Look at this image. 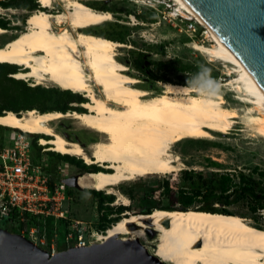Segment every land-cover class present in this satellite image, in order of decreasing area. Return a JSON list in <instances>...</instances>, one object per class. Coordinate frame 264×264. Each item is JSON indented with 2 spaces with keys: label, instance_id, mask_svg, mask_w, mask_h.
Here are the masks:
<instances>
[{
  "label": "bare ground",
  "instance_id": "bare-ground-1",
  "mask_svg": "<svg viewBox=\"0 0 264 264\" xmlns=\"http://www.w3.org/2000/svg\"><path fill=\"white\" fill-rule=\"evenodd\" d=\"M87 1L97 0H59L63 11L32 13L27 30L0 46V63L21 68L14 78L33 79L40 85L51 82L62 90L82 94L88 98L81 104L87 111L65 115L9 111L0 115V126L49 136L40 138V144L49 150L99 165L102 170L80 177L79 185L109 192L138 177L180 171L183 165L179 156L171 153L172 145L186 139L212 138L210 131L228 134L236 119L253 137L264 139V89L183 0H171L176 11L206 26L211 38V44L194 43L193 48L229 67L230 79L222 86L229 87L245 106L241 113L215 91L164 82L159 94L139 88V81L127 75V67L117 60V50L124 45L87 32L113 22L114 14L96 10L84 3ZM38 2L52 10L57 0ZM8 33L0 28V36ZM62 117H72L79 125L100 133L91 157L50 126ZM117 198L129 204L126 198ZM145 221L157 234V255L166 264H264V229L238 215L158 209L121 218L108 228L105 239L145 243L149 228Z\"/></svg>",
  "mask_w": 264,
  "mask_h": 264
},
{
  "label": "rangeland",
  "instance_id": "rangeland-1",
  "mask_svg": "<svg viewBox=\"0 0 264 264\" xmlns=\"http://www.w3.org/2000/svg\"><path fill=\"white\" fill-rule=\"evenodd\" d=\"M88 2H106L108 6L121 10V13L114 14L113 22H107L91 28L87 32H104L115 28L117 31L124 34L125 43L118 42L124 46L118 48L117 60L127 67V71L125 72L127 75L136 78L139 81L137 85L139 88L148 92L162 93L163 82L146 81L143 83V78L139 77L132 67L127 64L128 61L134 59V54L138 52V49H146L145 46H150L151 49L148 56L153 60L166 61L178 58L184 64L200 66V70L196 73L175 72L169 74L168 76L173 82H185L190 87L221 93L228 105L236 108L240 113L241 110L245 108V106L235 98L234 93L229 87L222 86L223 83L230 79L228 71L229 67L221 61H211L208 57L193 48L194 43L205 45L211 44V38L207 34V28L206 35H204L203 27L196 24L195 21L192 25H189V21H185V19L188 18L176 11L174 3L171 0H97L84 3L86 4ZM3 8L5 7L3 6ZM41 8L43 7L41 6ZM43 11H51L53 13L63 11L62 3L57 0L54 9H44ZM0 12L4 14V19L10 20V22L14 24H19V29L17 31L6 29L9 33L0 36V46H2L11 41L18 33L23 32L20 29H23L24 31L27 30V19L36 11L32 12L21 8H10ZM128 12L132 13L130 14ZM141 12L154 16L157 22L151 24L147 19L142 20L134 17V13ZM176 17H179V20L176 19ZM181 19H183V21H180ZM116 24H119V26ZM192 28L196 30L198 35L193 37V33L190 31ZM24 81L30 86L39 85L61 89L51 82H46L40 85L36 84L33 79ZM216 82L219 84L215 85ZM79 95L83 98L85 97L82 94ZM86 100L88 101V98H86ZM78 106L83 108L81 104ZM83 109L87 111L85 108ZM236 121L237 124H235V127L228 134L210 131L213 136L212 138L186 139L172 145L171 153L179 156L180 162L183 165L180 171L171 174H156L147 177H138L133 181L124 182L114 187L111 192L108 190L100 192L114 197V200L111 203L112 207L127 206L129 208L121 215V218H123L132 214H142L140 211L142 208H150L151 212L158 209L183 210V207L177 200V192L181 186H187L185 187L186 190H188L189 186L182 176L183 171L194 170L196 172H201L207 179L211 178L213 172H230L234 175L236 171L244 170L245 172H248V169H252L255 166H259L264 171V139L253 137L252 131L244 128V125L240 120L236 119ZM61 123L64 125L63 127H61ZM52 128L61 136H63L62 132H67L76 135L83 134L85 138H88L89 136L95 138V140L88 142L90 149L85 150L89 157H91L93 144L101 139L100 133L79 125V123L72 117H62L56 120L52 123ZM15 132L21 131H4L3 134L4 136H12ZM32 136L37 135H31V139ZM40 136L45 139L50 138L49 136ZM37 143L46 149V152H54L49 150L50 147L41 145L40 139H38ZM46 152H44L45 158H47ZM75 158L82 160L84 164L88 165L84 159L80 157ZM210 162H214L215 164H210ZM65 164L68 171L67 176L78 174L75 166L66 162ZM165 181H169L171 186V192L168 195H164L163 193V182ZM235 181H237V178H235ZM211 184L215 185V183ZM84 189L97 191L87 187ZM122 189L131 192V197L123 193ZM120 196L126 198L129 201V204H122L117 198ZM97 201L98 200L94 197V194L81 191L75 192L71 201L67 203L66 206L69 207L70 216H72L73 220L83 221L98 229L97 225L99 224L98 219L100 213L97 209ZM200 205L201 203L199 201H195L189 210H194V208H197ZM225 210L228 214L238 215L245 219L247 223L260 229H264V210H261L260 213H258L259 219L255 220L248 210V200L241 198L239 193H235L231 197L230 203ZM4 227L7 228L6 226ZM11 229L12 228H10V230ZM50 229L51 228H49V230ZM63 229V227H59V230ZM58 235L60 239L54 241L53 247H51L50 244H46L42 248L48 252L52 249L55 250V252H60L75 246L72 242L70 246L64 245L65 240L62 232L60 233L58 231ZM156 237L157 235H147V242L143 243L141 240L140 242L147 247L150 253H153L158 257L157 248L155 247ZM50 238L51 237H49V239ZM124 238L126 239L127 236ZM50 242L51 240H49V243Z\"/></svg>",
  "mask_w": 264,
  "mask_h": 264
},
{
  "label": "trees",
  "instance_id": "trees-1",
  "mask_svg": "<svg viewBox=\"0 0 264 264\" xmlns=\"http://www.w3.org/2000/svg\"><path fill=\"white\" fill-rule=\"evenodd\" d=\"M86 4L96 10L111 12L113 14L121 13V10L108 6L106 2H88ZM0 5L6 8H21L32 12L45 9L41 8L39 3L35 2V0H8L1 1ZM128 13L131 14L132 12ZM133 15L137 19H147L151 24L157 22L154 16H150L143 12L134 13ZM7 23L8 21L1 18L0 28L8 30L9 27ZM116 25L119 26V24ZM20 30L24 31L23 29ZM92 34L99 35L112 41L125 43L124 34L117 31L115 28L104 32H92ZM145 48L147 51L151 49L150 46H145ZM145 56H147V54L143 52H138L137 55L134 56L135 66L138 69H141L144 65ZM20 70L18 66L0 63V115L9 111L20 115L22 112L33 110L39 113L60 112L62 114L74 111L79 113L86 112L83 108L78 106L87 101L81 95L70 90H61L39 85L30 86L24 80L13 77V75ZM148 70L151 72L152 80L154 81L188 86L185 82H173L168 75L175 72L196 73L200 70V66L184 64L180 59L175 58L166 61L151 60L149 61ZM14 130L15 129L0 126V144H2L5 139L3 132ZM27 135L31 137L32 134ZM40 138H42V136L37 135V137L32 140L33 149L39 155L43 149V147L37 143ZM46 155L47 158L44 159V167L52 178L57 176V166L61 162H66L75 166L79 174L94 173L102 170L100 167L86 165L82 160L73 156L62 155L56 152H46ZM210 164L215 163L210 162ZM182 176L189 186L188 190L185 188L187 186H181L177 192L178 203L183 207V210L180 211L191 209L193 203L199 201L201 205L194 208V210L228 214L225 209L235 193H239L241 198L248 200V210L255 220L259 219L258 213L264 210V171L259 166L248 169V172L244 170L236 171L234 175L230 172H213L210 179L205 178L201 172H196L194 170L183 171ZM235 178H237V181H235ZM211 183H215V185ZM163 184L164 195L170 194L171 186L169 181H165ZM68 191L71 196H73L75 192H81L74 189H69ZM122 191L131 197V192L125 189H122ZM85 192L94 194V197L98 200L97 209L100 216L97 227L99 230H107L112 227L111 225L118 222L121 219V215L129 209L127 206L112 207L110 204L113 202L114 197L111 195H106L100 191L94 190H85ZM140 211L142 214L151 213L150 208H142ZM110 216L112 217L109 218ZM11 230L17 232L15 229ZM59 232L61 233V230H59Z\"/></svg>",
  "mask_w": 264,
  "mask_h": 264
},
{
  "label": "water",
  "instance_id": "water-1",
  "mask_svg": "<svg viewBox=\"0 0 264 264\" xmlns=\"http://www.w3.org/2000/svg\"><path fill=\"white\" fill-rule=\"evenodd\" d=\"M183 1L231 49L264 89V0ZM86 174L89 173L59 177L56 181L69 189L85 191L79 185V179ZM145 224L149 227L146 229L148 236L157 235L149 221H145ZM129 227L137 228L135 224H129ZM0 264L165 263L150 253L139 240L109 238L102 243L73 246L51 254L27 237L0 228Z\"/></svg>",
  "mask_w": 264,
  "mask_h": 264
},
{
  "label": "built area",
  "instance_id": "built-area-1",
  "mask_svg": "<svg viewBox=\"0 0 264 264\" xmlns=\"http://www.w3.org/2000/svg\"><path fill=\"white\" fill-rule=\"evenodd\" d=\"M5 9L8 10L0 6V11ZM3 15L0 12V18ZM176 19L179 20V17ZM185 21H189V25L195 21L203 27V34L206 35L204 25L195 19ZM190 31L193 37L198 35L194 28ZM32 140L27 133L15 132L12 136H5L0 144V228L15 229L16 233L41 248L46 244L54 246V241L60 239L59 227L67 231L66 242L73 230L78 231L75 246L104 242L107 230H99L92 225L82 227L70 216V209L66 206L72 198L69 188L56 181V178L67 176L65 162L57 166V176L50 177L44 167L46 149L43 148L41 154H37ZM50 253L56 252L52 249Z\"/></svg>",
  "mask_w": 264,
  "mask_h": 264
},
{
  "label": "flooded vegetation",
  "instance_id": "flooded-vegetation-1",
  "mask_svg": "<svg viewBox=\"0 0 264 264\" xmlns=\"http://www.w3.org/2000/svg\"><path fill=\"white\" fill-rule=\"evenodd\" d=\"M0 2H1V0H0ZM2 19H4V18H2ZM4 20H6V19H4ZM6 21H8V23H7V26L9 27L8 30H16L17 31L19 29V24H14V23L10 22V20H6ZM138 52H143V53H146L147 54V56L144 57L145 62H144V65L141 67V69H138L135 66V59H133L131 61H128L127 64H129L132 67V69L137 73V75L139 77H142L143 78V83L146 82V81H150V82H160V81H154V80H152V74L148 70L149 61L153 60V59L149 58V56H148V53H150V51H147L146 49H142L141 48V49H138ZM137 53H135L134 56L137 55ZM84 99H86V98L84 97ZM63 126L64 125L61 123V127H63ZM62 135H63V137L67 138L70 141L79 142L82 145V147H83L84 150L90 149V146L88 145V142H91V141L95 140V138H93L92 136H89L88 138H85L83 136V134L82 135H76V134H69L67 132H62ZM36 137L37 136H32V139H35ZM93 168H95V167H93ZM111 217L112 216H110L109 218H111ZM78 224L80 226H82V227L88 226V223H85V222L79 221V220H78ZM61 232H62V234L64 236L63 238L65 240L64 241V245L70 246L71 245V242L73 243V245L76 244V242H77V236H78V231L77 230H73L72 231L71 236H70L71 238L68 239L67 242H66L67 231L63 229V230H61ZM64 232H65V234H64Z\"/></svg>",
  "mask_w": 264,
  "mask_h": 264
},
{
  "label": "crops",
  "instance_id": "crops-1",
  "mask_svg": "<svg viewBox=\"0 0 264 264\" xmlns=\"http://www.w3.org/2000/svg\"><path fill=\"white\" fill-rule=\"evenodd\" d=\"M6 1H8V0H6ZM3 7V6H2ZM6 8V7H5ZM7 9H10V8H7ZM1 19V18H0Z\"/></svg>",
  "mask_w": 264,
  "mask_h": 264
}]
</instances>
